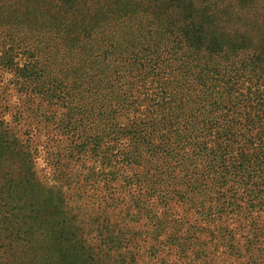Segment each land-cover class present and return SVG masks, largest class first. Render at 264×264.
I'll use <instances>...</instances> for the list:
<instances>
[{
	"label": "rangeland",
	"instance_id": "1",
	"mask_svg": "<svg viewBox=\"0 0 264 264\" xmlns=\"http://www.w3.org/2000/svg\"><path fill=\"white\" fill-rule=\"evenodd\" d=\"M156 2L201 11L202 47L189 52L227 46V53H264V0ZM47 4L0 0V264H264V199L235 200L223 196L227 187H210L186 213L181 199L163 191L149 200L148 212H138L136 175L144 171L137 155L127 157L135 140L126 127L153 109L157 84L135 95L128 115L110 119L106 63L91 55V41L62 35L72 13ZM131 6L110 5L125 18ZM117 30L111 44L136 48ZM26 64L40 73L33 81L20 70ZM70 85L86 93L91 108L72 123L65 108L71 99L58 97ZM161 141L151 138L139 150L151 159ZM153 160L155 168L165 166ZM182 216V231L158 228V219ZM173 235L179 240L169 241Z\"/></svg>",
	"mask_w": 264,
	"mask_h": 264
},
{
	"label": "trees",
	"instance_id": "2",
	"mask_svg": "<svg viewBox=\"0 0 264 264\" xmlns=\"http://www.w3.org/2000/svg\"><path fill=\"white\" fill-rule=\"evenodd\" d=\"M112 1L47 0V5L54 13L71 12V26L61 34L91 41L96 45L91 55L106 63L110 119H117L123 110L128 115L139 102L135 95L153 87L148 84H157L153 109L144 110L126 127L135 140V151L127 157L137 155L144 171L136 175L141 187L135 203L138 212H148L149 200L163 191L181 199L186 213L196 208L197 198L210 187H227L223 196L230 194L235 200H263L264 53H227V46L212 48L211 53L189 52L202 47L201 11L180 9L176 3L130 0L136 7L131 6L133 13L125 18L120 10L111 9ZM119 27L136 48L126 51L110 43L111 36L119 37ZM34 66L20 68L29 81L40 74ZM85 95L79 96L70 85L64 96H58L71 99L65 105L70 123L80 113L89 116ZM155 137L162 141L151 148L149 159L139 145ZM153 158L164 160L165 166L155 168ZM184 219L171 223L166 217L158 219V228L182 231ZM175 238L168 240H179Z\"/></svg>",
	"mask_w": 264,
	"mask_h": 264
}]
</instances>
